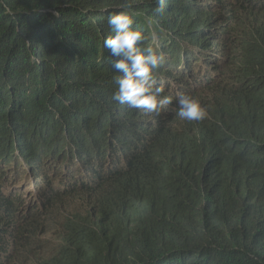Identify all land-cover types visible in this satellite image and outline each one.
<instances>
[{
    "label": "trees",
    "instance_id": "1",
    "mask_svg": "<svg viewBox=\"0 0 264 264\" xmlns=\"http://www.w3.org/2000/svg\"><path fill=\"white\" fill-rule=\"evenodd\" d=\"M156 6L0 0V264L34 254L38 205L96 185L110 206L65 224L52 264H264V0ZM125 7L166 57L159 116L112 100ZM185 94L206 119L178 116Z\"/></svg>",
    "mask_w": 264,
    "mask_h": 264
},
{
    "label": "clouds",
    "instance_id": "2",
    "mask_svg": "<svg viewBox=\"0 0 264 264\" xmlns=\"http://www.w3.org/2000/svg\"><path fill=\"white\" fill-rule=\"evenodd\" d=\"M155 3L157 6L154 12L162 14L166 0H155ZM107 24L112 35L104 39L103 47L109 50L112 57L117 58L113 60L112 67L120 73L115 77L118 87L112 95V100L120 105H126L129 109L143 110L145 114L159 116L164 106L172 102L171 98L161 95L164 92L162 87L154 86L156 84L154 72L164 63L166 59L164 53L158 52L151 45H145L147 37L138 27H134L133 16L126 7L118 13L110 14ZM177 102L179 105L177 114L183 120L202 121L208 116L207 109L197 97L191 94L179 96ZM75 179L79 180L78 176ZM31 188L34 190V185ZM85 210L83 208L77 217L82 214H99L87 213ZM59 228H61L60 237L64 226H59ZM56 247L47 249L48 255L44 258L40 256L39 248L34 246L33 255L43 259L40 264H52V259L57 256ZM50 252L52 254H49Z\"/></svg>",
    "mask_w": 264,
    "mask_h": 264
},
{
    "label": "rangeland",
    "instance_id": "3",
    "mask_svg": "<svg viewBox=\"0 0 264 264\" xmlns=\"http://www.w3.org/2000/svg\"><path fill=\"white\" fill-rule=\"evenodd\" d=\"M74 170L71 174H74ZM51 175L50 186H60L61 182L56 179L53 174ZM76 177L77 175L74 174ZM43 181H49L48 179H42ZM31 184L29 182L27 186ZM44 187V186H43ZM42 188V186H41ZM23 197H26L23 194ZM111 204V198L109 192L102 186H92L84 192L75 193L73 195H67L62 198L58 204L49 206L47 203L38 205L42 210L35 214L30 228L39 226V230L34 235L32 242L34 246L40 250V256L47 257V249H52L57 246L55 241L59 238L60 228L64 226L71 219H75L85 208L87 213H99L102 210L107 209ZM49 254H52L50 252ZM42 258H37L34 255L24 257V264H40ZM11 264V263H9ZM14 264V263H13Z\"/></svg>",
    "mask_w": 264,
    "mask_h": 264
}]
</instances>
